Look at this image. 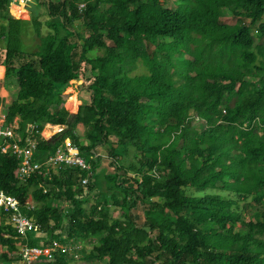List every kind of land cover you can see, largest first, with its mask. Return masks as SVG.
Returning a JSON list of instances; mask_svg holds the SVG:
<instances>
[{
  "label": "trees",
  "instance_id": "trees-1",
  "mask_svg": "<svg viewBox=\"0 0 264 264\" xmlns=\"http://www.w3.org/2000/svg\"><path fill=\"white\" fill-rule=\"evenodd\" d=\"M38 2L46 6L43 23L31 17L39 48L15 66L24 19L0 0L3 76L16 80L0 104L22 134L27 123L60 126L49 139L37 134L38 161L69 137L91 170L43 167L24 180L18 159L0 153V191L39 225L29 243L99 236L89 256L105 264H264V0ZM227 11L238 21L222 22ZM139 63L146 72L132 74ZM87 73V100L72 96L70 112L62 93ZM248 199L256 209L246 220ZM6 220L0 209V264H19ZM33 264L71 259L57 249Z\"/></svg>",
  "mask_w": 264,
  "mask_h": 264
},
{
  "label": "built area",
  "instance_id": "built-area-1",
  "mask_svg": "<svg viewBox=\"0 0 264 264\" xmlns=\"http://www.w3.org/2000/svg\"><path fill=\"white\" fill-rule=\"evenodd\" d=\"M18 1L22 0H11V5H16ZM79 7L83 9L85 4L80 3ZM50 126L51 124H45L40 130L39 124L27 123L23 131L24 134H22L18 129V118L15 117L12 122H7L6 114L0 104V153L10 154L18 159L20 178L25 180L43 167L48 173L49 171L57 173L58 169L63 166H75L90 171V162L82 156L79 147L69 137L64 138L63 143L44 160H37L34 153L37 146L36 136L40 134L44 139L52 137L54 134L49 136L50 133L47 130V127ZM52 126L60 127L58 125ZM88 181V178L85 177L82 183L86 184ZM0 209L7 214L6 223L10 224L18 234L20 244L16 258L17 263L33 264L44 254H52L57 249H61L62 252L67 250V247L58 241H54L53 245L49 246L31 245L29 243L27 233L37 230L39 225L31 216L22 211L16 196L0 191ZM37 237L41 238L40 233Z\"/></svg>",
  "mask_w": 264,
  "mask_h": 264
},
{
  "label": "rangeland",
  "instance_id": "rangeland-1",
  "mask_svg": "<svg viewBox=\"0 0 264 264\" xmlns=\"http://www.w3.org/2000/svg\"><path fill=\"white\" fill-rule=\"evenodd\" d=\"M8 13L13 14V15H20L21 17H23L22 19H24L23 21V27H22V35H21V40H22V50L24 52L23 55H21L18 59H16L15 61V66L20 65L21 63L25 62L27 60V56L26 54L28 53H32L34 51H36L39 48L40 45V37L36 34L33 23L31 21V17H37L42 23L45 21V13H46V6L41 5L38 0H22V1H18L15 4H12L11 6V12H9V10H7ZM238 19L235 18L229 11H227L226 15H224L222 17V22H226V23H235L237 22ZM74 25L76 26V28L78 29V31H82L83 29V25L79 20H76L74 22ZM48 32L47 27L44 25L41 29V35L44 36L46 33ZM5 45V41L0 38V101L3 99H8V96L10 94V84L14 85L16 84V80L15 77H13L14 75H11L10 77H8V79L4 78L3 76V59H4V52H3V46ZM101 51H90L89 54L90 55H96V54H101ZM140 64V63H139ZM146 70L144 69V67L140 64V66L132 72V74H142L145 73ZM88 73L86 74V76H83L80 80L76 81L73 83V85L69 86L68 88L65 89V91L62 93V98L64 100V104L63 106H65L68 111L73 112V105L72 107V96L74 98V100H78L81 103L86 102L87 100V93H86V87L88 84V80H89V76H87ZM65 98V99H64ZM71 98V100L69 101V99ZM60 106V105H59ZM199 126H203L202 123L198 124ZM48 131H49V136H52L53 134H56L58 132L61 131V128H55L54 126H50L47 127ZM77 134L80 137V141L82 143L85 142V138H84V133H85V128L83 126H78L77 128ZM98 152L102 155H104V158L102 160V169H101V173L105 174L109 171H111V169L109 168V162H108V158H106V151L104 148H98ZM132 156V152H130V157ZM107 190V184H106V179L101 178V180L99 181V187H98V191L104 192ZM190 192H199L195 189L190 190ZM86 195V194H85ZM94 197L95 194L94 192H90L88 193L87 196H84V202L86 207H89L92 203H94ZM243 203V216L246 220L249 219L250 214L256 209V205L254 203H252L249 199L245 200L242 202ZM110 210L112 211V214L114 216H119V210L116 207H111ZM144 209L142 207L137 208L136 212L141 216L143 214ZM143 218V217H142ZM142 218L140 219V221H142ZM29 233H34L35 232H31L29 231ZM36 235H38V233H36ZM264 238V235L262 236ZM99 236H94L92 238H88V239H81L78 240L76 242H70L71 245L65 244V246L67 247V254L69 255L70 259H71V264H105V260L102 259H97L95 257H90L89 253L92 250V247L94 244L98 243ZM39 240V239H37ZM20 242L18 241V246H19ZM40 245V244H39ZM1 248H0V252H1Z\"/></svg>",
  "mask_w": 264,
  "mask_h": 264
},
{
  "label": "crops",
  "instance_id": "crops-1",
  "mask_svg": "<svg viewBox=\"0 0 264 264\" xmlns=\"http://www.w3.org/2000/svg\"><path fill=\"white\" fill-rule=\"evenodd\" d=\"M11 6H12V5H10V9H9V12H11Z\"/></svg>",
  "mask_w": 264,
  "mask_h": 264
}]
</instances>
